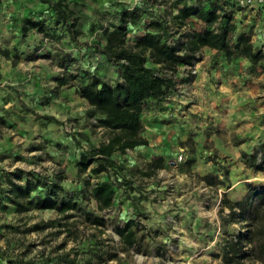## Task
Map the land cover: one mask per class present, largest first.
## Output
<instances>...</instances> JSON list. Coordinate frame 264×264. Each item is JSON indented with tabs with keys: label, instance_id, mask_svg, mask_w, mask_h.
I'll list each match as a JSON object with an SVG mask.
<instances>
[{
	"label": "rangeland",
	"instance_id": "rangeland-1",
	"mask_svg": "<svg viewBox=\"0 0 264 264\" xmlns=\"http://www.w3.org/2000/svg\"><path fill=\"white\" fill-rule=\"evenodd\" d=\"M175 2L69 0L65 21L41 0H0V264H222L223 239L244 231L239 222L229 223L226 233L221 228L222 194L237 199L248 182L264 181V170L248 166L243 156L264 141V58L254 62L213 49H203L201 57L196 51L192 64L178 65L175 84L162 99L169 103L159 105L170 108L169 115L145 116L146 123L162 126L152 131L162 137L147 148L150 157L135 152L98 174L90 171L94 162L85 170L78 162L109 131L97 125L88 107L79 117L77 94L64 92L86 73L110 83L120 78L118 66L94 44L103 41V28L118 23L125 10L138 13L125 23L128 41L155 19L168 20L175 37L202 28L194 16L174 25L170 18L177 7L195 3ZM220 3L223 20L229 18V42L246 32L264 51V19L231 0ZM59 78L68 84L61 87ZM67 103L72 113L61 115L69 111ZM47 117L55 120L53 126ZM45 131L49 135L41 137ZM7 177L40 182L33 198L60 184L84 210L103 216L104 224L90 223L76 209L60 213L32 205L16 211ZM105 178L113 184V204L99 210L89 191ZM131 218L136 241L125 247L117 229Z\"/></svg>",
	"mask_w": 264,
	"mask_h": 264
},
{
	"label": "trees",
	"instance_id": "trees-1",
	"mask_svg": "<svg viewBox=\"0 0 264 264\" xmlns=\"http://www.w3.org/2000/svg\"><path fill=\"white\" fill-rule=\"evenodd\" d=\"M41 1L48 3L63 20L68 21L69 0ZM194 2L178 6L176 13L170 18L176 26L184 25L190 16L201 21L202 28L193 29L184 36L175 37L171 34L168 20L155 19L146 24L143 34L128 41L125 23L128 17L138 15L135 10H125L118 23L103 28V41L94 46L113 65L118 66L120 78L110 83L95 73H86L76 85V92L86 101L88 114L97 116V125L109 131L106 140L83 152L78 162L80 169L85 170L94 162L90 167L92 173L109 170L117 164L112 157L113 152H125L138 145L148 144L140 118L144 101L149 98L164 99L175 84L173 75L178 65L192 64L196 58L194 53L201 46L224 51L227 57L237 52L254 62L264 58V51L254 47L246 32L239 33L233 43L229 42V18L223 20L225 17L220 12L219 0ZM31 26L41 24L31 22ZM75 36L76 32L71 29L73 40H76ZM153 64H159L162 72L156 73ZM67 81L66 78L58 79L59 84ZM243 156L248 166L264 170V141L254 148L252 154L243 152ZM149 164L153 163L149 161ZM6 182L11 189L9 200L15 205L16 211L27 210L32 205L38 208H55L60 213L76 209L84 211L85 219L90 223L104 224L103 216L84 210L77 196L64 190L60 184L53 183L45 196L33 198L31 192L40 182L20 183L10 177L6 178ZM113 194V184L108 178L93 184L89 191L99 210L112 206ZM219 217L225 233L229 223L239 222L244 228L243 232H229L223 239L222 264H253L254 261L264 264V181L248 182L245 193L237 199L223 193ZM135 224L136 221L131 218L117 229L125 247L136 241Z\"/></svg>",
	"mask_w": 264,
	"mask_h": 264
},
{
	"label": "crops",
	"instance_id": "crops-1",
	"mask_svg": "<svg viewBox=\"0 0 264 264\" xmlns=\"http://www.w3.org/2000/svg\"><path fill=\"white\" fill-rule=\"evenodd\" d=\"M223 1L224 0H219V2H223ZM250 13H252V14H250V16L251 15H258L259 18L264 19V10H262V9H253V10L250 9ZM203 49L205 51H206V49L212 50V48H210V47H208L206 45L201 46V48H200V50H201L200 51L201 57H203V53H204L202 51ZM64 84L65 85L68 84V81L66 83H64ZM64 84H60V86L63 87ZM72 87H73L72 90L65 89L64 92H67L68 94H73V93H76L77 94L78 99H79L78 101L80 103V108L77 109V113H78L79 117H83L84 116V113H85V109L87 107L86 101L84 100V98H82L81 96L78 95V93L76 92V87L75 86H72ZM46 97H47V99H49L48 98V95ZM60 99L62 100V97L61 96H60ZM71 99H72V97H71ZM163 102H164L163 105H166V104L169 103V101H162V100H158L156 98H149V99H147V100L144 101V105H143V109H142L140 118H141V121H142V123L144 125L143 135L147 137L148 144L147 145H138V146L134 147L133 149H129V150L125 151V152H120V151L113 152L112 157L115 159V161L116 160L123 161L122 159H124V157H127L128 155L133 154L135 152H141L142 154H145L146 155V158H149L150 157V152L148 151L147 148L151 144H153V141L160 140L161 137H162L161 135H157L155 137L152 136L153 135V132H154L153 130H161L162 129L161 128L162 126L160 125V123H148V122L146 123L144 119H145V116L147 115V112L148 113H151L152 115H155V116H158L159 115L158 114L159 112H163L165 115H169V113L171 112L170 108L163 107L162 109H160L161 103H163ZM67 104H69V103H67ZM71 106L69 104V107H68L69 108V111L68 110L67 111L63 110V112H61V115H63V113H64V115H68V114L72 113L71 112L72 111L71 110ZM156 106H157V108H155ZM167 107H169V106H167ZM48 109H49V113H51V114L56 112L55 110L52 111L51 108H48ZM49 118L50 117H47L46 118V120H47L46 123L49 125V127H51L55 123V120L54 119H49ZM81 125H83V124H81ZM82 130L87 131L86 125H83ZM46 132H47V134H46ZM48 132L49 131L41 132V137L48 136L49 135ZM170 157L171 156H168L167 159L171 160Z\"/></svg>",
	"mask_w": 264,
	"mask_h": 264
},
{
	"label": "built area",
	"instance_id": "built-area-1",
	"mask_svg": "<svg viewBox=\"0 0 264 264\" xmlns=\"http://www.w3.org/2000/svg\"><path fill=\"white\" fill-rule=\"evenodd\" d=\"M233 2V4L235 6H238L239 8H244V9H262L264 10V0H231ZM203 4H205V2L203 1L202 2ZM153 66H159V64H153ZM156 73H161L162 71L161 70H155ZM177 158L179 160L182 159V153H179Z\"/></svg>",
	"mask_w": 264,
	"mask_h": 264
}]
</instances>
